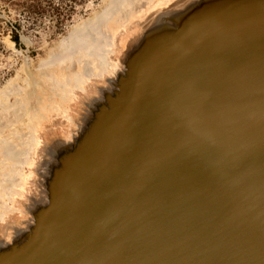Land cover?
<instances>
[{"label":"water","instance_id":"obj_1","mask_svg":"<svg viewBox=\"0 0 264 264\" xmlns=\"http://www.w3.org/2000/svg\"><path fill=\"white\" fill-rule=\"evenodd\" d=\"M194 3L207 4L179 0L132 35L118 32L125 76L103 86L115 98L95 117L75 170L43 183L56 195L22 264H264V30L170 26L171 13ZM150 22L162 28L159 42L136 54L131 46L138 33L147 38ZM163 55L176 56L165 65ZM57 159L44 154L42 166ZM31 204L35 213L20 208L36 222Z\"/></svg>","mask_w":264,"mask_h":264},{"label":"rangeland","instance_id":"obj_2","mask_svg":"<svg viewBox=\"0 0 264 264\" xmlns=\"http://www.w3.org/2000/svg\"><path fill=\"white\" fill-rule=\"evenodd\" d=\"M111 1L0 0V105L2 104L0 106V177L2 178H0V216L9 209L12 210L10 214L16 217L22 212L20 207H13L11 204L22 187L16 183V180L24 184L27 164L32 158L34 146L32 128L36 124L37 110L44 109L45 106L46 108L55 106V109L60 110L61 100L65 96L63 93L70 85L87 81V75L91 74L92 76H88L91 79L97 75L98 63L101 60L104 62L105 53L108 51L107 45L110 49L112 46L115 48L122 38L120 35L119 40L114 41L113 25H123V28L118 27L119 31L128 36L132 35L157 11L166 9L179 0L119 1L117 13L99 30L102 42H96L93 46L91 43L89 48L92 54L80 56V51L75 52L72 46L82 47L81 42L87 38L86 29H90L96 21L109 15H105V12ZM79 34L84 35L83 40L75 42ZM13 39L16 41L14 42ZM97 44H100L99 47ZM116 56L117 53L114 56L110 54L112 63L117 62ZM77 92L79 93L78 90ZM59 116L62 117L61 114ZM60 120L63 122L65 118L62 117ZM23 158L24 160L27 158L29 162L24 161ZM3 177L8 178L5 180Z\"/></svg>","mask_w":264,"mask_h":264},{"label":"bare ground","instance_id":"obj_3","mask_svg":"<svg viewBox=\"0 0 264 264\" xmlns=\"http://www.w3.org/2000/svg\"><path fill=\"white\" fill-rule=\"evenodd\" d=\"M119 1H121V0H112L108 4L106 12H105V15L106 14L107 15L109 14V15L104 19H99L98 21H96V23L92 24V27L90 29H88V28L86 29L87 30V32H86L87 38L83 42H81L80 46H82V47L74 46V45L72 46L73 48H75V50H76L75 52L80 51V56L81 55L82 56H85V55L89 56V54H92V51H90V48H89V47H91L90 46L91 43L93 46L94 43H96V42H102V39H101L100 34H99V30L114 14L117 13V11H118L117 6H120ZM197 1H199V0H197ZM256 1H260V0H206V3H207L206 6L195 4V3L193 5H189V6L187 5L185 8L182 9V11H179L178 13H176V12L171 13V15L174 16L173 17L174 22L171 23L170 26L173 25V27H176V28L179 27L182 32L186 31L185 29H189V28L193 29L194 27L199 26V27H202V29H201V30H203L202 34L203 33H205V34L215 33L216 29L219 28L222 23H225L227 25H230V23H233V24H235V27H239L241 25L242 27H240V28L242 30H245L246 32L252 31V29L254 27L260 29L261 26H262V29L264 30V0H261L262 1L261 6H256L255 5ZM246 3H250L251 6H248L246 8L244 6V4H246ZM241 17H244L243 20L238 19ZM167 25H169V21L167 22ZM120 26H121V28H123L122 27L123 25H120V24L119 25L115 24L112 27V34H113L114 39H116L118 34H119L118 33L119 32L118 27H120ZM148 26L149 27L145 31L146 35L144 36L147 38H141V34L138 33L137 37L135 38V42H137L136 47L134 44L131 46L132 50H135L134 52H136V54L138 53L139 49L144 50L148 45H151L155 42H159V38L161 35L160 31H162V28L160 26H158L157 24H155V22H153V23L150 22ZM240 28H235V35L239 32L238 30ZM227 32L228 31H225V35L227 34ZM83 36L84 35H81V34L77 35L75 42H78L79 40L82 41ZM263 37H264V35H263ZM257 38H259V37H257ZM97 45L99 47L100 44H97ZM107 48H108V51L105 53V56H104L105 60H104V62L102 60L99 61V63H98L99 70L97 71V75L96 76L94 75V77H93V79H97V80H93V79H91V77H88L91 75L90 74V75L86 76L87 81H82V82H80L78 84H74L72 86L70 85L69 89L67 88L68 90L64 89L65 92H64V90L62 92H64L63 95H65V96L62 98V100L60 99L61 100L60 105L62 107V108H60V110L57 108L55 109V106H54V108H52V106H51V108L50 107L46 108V106H45L44 109L37 110L36 124L34 125L35 127L32 128V131L34 133V139H33L34 140V146H33V151H32V158L30 160V158L28 157L30 162L27 161L28 160L27 158H26L27 160L25 159L29 163L27 164L28 165L27 166L28 167L27 168V174H24L25 175L24 184L18 183L20 181L16 180L17 181L16 183L20 184V186L22 185V187L20 188L19 194L16 195L14 193V195H16V198L14 200L12 199L11 205L13 207H22V206L27 205L29 208V212L35 213L36 207L34 206V204H31V201L36 200L37 201V214H38V216H37L36 222L31 221V216L28 217L23 212L22 209H21L22 212H21V214H19L18 217H16V216L13 217V214L12 215L10 214V213H12L11 209H9L8 212H6L5 214H2L0 216V264H22L23 261L27 262L28 258L25 259V257H27V251L29 249L30 250L34 249L33 244L35 243V240H36L35 233L36 232L38 233L46 222V220H44V218H42L43 215H41L40 212H42L43 207L44 208L48 207V205L51 203L53 197L56 195V192L54 190H52V192H51V189L49 187L43 186V183L47 182L49 184L55 185L54 182L58 181L57 175L59 174L58 173L59 171L60 172L64 171L63 174L66 175L68 169L72 170V171L75 170V167H74L75 163L73 162V164H71V161L76 160L77 155L80 153V151L87 148V142H88L87 140L90 139L89 136H90L91 132L93 130L95 132L96 129L98 128V125L100 122L96 121L95 117H99L100 114L106 113V108H105L107 106L106 103L109 100H112L111 98H115L114 95H112L111 93L107 94V92L105 90H102V89H103L104 85L107 87L108 83L113 84L112 81L116 80L115 77H113L112 79L111 78L109 79L108 77L115 76L114 73H118V71H120V74L122 73L121 76L122 77L125 76L124 75V69L122 68V65H121L123 60H121L120 64L118 62L112 63L110 61L111 58L109 56H110V54H113V56L116 55L117 45H115V48L112 46L111 49H110V46L107 45ZM98 49L99 48H97V51H99ZM169 51H170L169 54H171L173 52V50H169ZM204 52H206V51H204ZM257 52H263V51L257 50ZM207 53H210V52L208 51ZM250 53H253V52H249L248 54H250ZM169 54H166V55H169ZM257 54L258 55H260V54L264 55V53H257ZM175 56H173V57H175ZM123 57H124V55H123ZM163 57H164V59H166V57H167V60L165 61V65L167 64V62H170L169 60H172V58H173V57H169V56L165 57V55H163ZM98 60H99V58H98ZM84 68H85V66H84ZM85 69H87V68H85ZM170 70L171 69H169L168 71H170ZM50 72H52V71H50ZM69 72H72V71H69ZM84 75H85V73H84ZM119 76L120 75L118 74L117 77H119ZM170 78L172 79V76H170ZM104 82L105 83L108 82V83L105 84ZM57 84H59V83H57ZM61 84L62 83H60V85ZM67 85H66V87H67ZM26 86H28V85H26ZM21 87L22 86H19V88H21ZM108 87H109V85H108ZM16 89H17V87H16ZM21 90H23V89H21ZM77 90L79 91V93L77 92ZM14 92H15V90H14ZM56 93H58V92H56ZM60 95H62V94H60ZM55 97H57V96H55ZM132 97L133 96L130 95L131 100L133 99ZM48 103H50V102H48ZM0 106H2V104ZM8 107H10V106H8ZM22 107H24V105ZM41 107H43V106H41ZM28 109H29V107H28ZM60 114L62 115V117L65 118V121L62 122L60 120V118H62L59 116ZM23 115H24V113H23ZM31 117H34V116H31ZM215 119H217V118H215ZM34 123H35V120H34ZM187 126L188 125H185V127H184V125L182 126L185 129V131L190 129V123H189V126L188 127ZM135 127L136 126H133L132 132H134ZM142 127H146V123H141L140 129ZM138 128H139V126H137V129ZM30 131H31V129H30ZM47 138H52L54 141L53 143H56L58 146H55V144H52L50 142H49L50 144H48ZM57 140L59 142H56ZM31 143H33V141ZM67 152H71V153L69 154ZM30 153H31V151H30ZM44 154H48V155H50V157L58 158L57 160H59V161L56 163V166L54 164L52 165L51 163L50 164L44 163L42 166L41 156ZM30 156H31V154H30ZM23 160H24V158H23ZM62 160H64V162H67V164H69V166L67 168L65 166H61ZM24 161H22V162L24 163ZM23 165L24 164H22V166ZM3 168H5V166ZM132 168H136V166L132 165ZM24 169H25V167H24ZM58 169H59V171H58ZM4 170H6V168ZM19 170L20 169H18V171ZM42 170L45 173L44 174L45 179L42 178V180H41V176L38 177L37 172L42 171ZM99 174H100V171H98L93 176V179H95V178L99 179ZM21 175H22V173H21ZM8 176H9V173H8ZM7 178L3 177V179H5V180ZM17 184H16V186H17ZM7 185H9V184H7ZM8 193H6V194L8 195ZM10 195H12V194H10ZM8 199H9V197H8ZM4 202H6V200ZM13 209H16V208H13ZM77 210H78V207L75 204L73 205L72 209L69 205L65 209L64 213L67 212V216L70 217ZM19 218L20 219L22 218L24 220V222H26V223H24L22 226H18L19 223H21V221L17 220ZM33 222H35V223H33ZM36 224H37V230H36ZM43 242H44V239H43V241H41L37 251L35 249L36 254H37V253H39L38 250H40L42 248V251L40 252L42 256L46 254L44 252ZM9 250H14L15 256L13 259L8 260L7 255L9 253L8 252ZM211 257H212V254L208 253L204 257L205 262L209 261L211 259ZM37 264H38V262H37ZM178 264H181V263H178Z\"/></svg>","mask_w":264,"mask_h":264},{"label":"trees","instance_id":"obj_4","mask_svg":"<svg viewBox=\"0 0 264 264\" xmlns=\"http://www.w3.org/2000/svg\"><path fill=\"white\" fill-rule=\"evenodd\" d=\"M13 41L15 42L16 40H15V39H13Z\"/></svg>","mask_w":264,"mask_h":264}]
</instances>
